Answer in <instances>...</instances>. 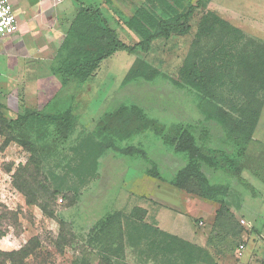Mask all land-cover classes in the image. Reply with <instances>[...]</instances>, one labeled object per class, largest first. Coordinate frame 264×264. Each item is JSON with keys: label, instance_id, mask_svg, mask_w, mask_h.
<instances>
[{"label": "rangeland", "instance_id": "obj_1", "mask_svg": "<svg viewBox=\"0 0 264 264\" xmlns=\"http://www.w3.org/2000/svg\"><path fill=\"white\" fill-rule=\"evenodd\" d=\"M79 1L98 5L129 45L141 36L124 20L152 8ZM187 23L146 52L116 51L83 84L61 86L54 50L39 91H0V264L263 263L264 74L254 61L264 0H201ZM247 103L260 110L249 138L236 129ZM69 104L70 123L15 120L26 110L63 115ZM211 151L222 152L210 158L217 167L204 158ZM191 160L198 167L179 180ZM200 182L209 197L196 194ZM114 214L121 240L103 233Z\"/></svg>", "mask_w": 264, "mask_h": 264}, {"label": "trees", "instance_id": "obj_2", "mask_svg": "<svg viewBox=\"0 0 264 264\" xmlns=\"http://www.w3.org/2000/svg\"><path fill=\"white\" fill-rule=\"evenodd\" d=\"M185 1L187 0H147L152 7L150 10L141 8L130 18L124 20L127 27L141 36L140 41L129 45L124 43L118 37L116 31L110 27L98 5L85 6L81 1L76 0L78 3L77 10L70 20L62 42L56 50L50 72L59 78L61 86L64 89H69L70 86L83 84L93 77L101 61L110 57L116 51L123 50L128 54H132L138 50L146 52L150 48V42L154 39L168 38L173 33H186L190 27L187 22L194 11L201 7V0H196L185 11L176 12L173 7L180 6ZM155 6L158 7L159 12L174 13V15L172 17H163L160 13H156ZM262 45V52L257 55L258 57L254 61L255 69L259 74H264V40ZM72 94L71 97H77L78 95L77 93ZM58 95H61V92H57L53 95V98L58 97ZM244 106L242 114L247 115L248 119L241 120L237 124L236 129L240 133L245 131L246 138H249L259 119L260 110H253L248 103ZM75 117L76 115L72 112V106L69 104L66 113L63 115L42 112L40 110H26L23 114H17L15 120L21 122L28 119H39L51 123L64 124L70 123ZM208 155L210 156L208 158L204 156L205 160L211 163V167H217L218 162H212L210 158L220 157L222 152L211 151ZM197 167V160H191V162L185 165L183 170L177 173L176 177L179 180L186 181L190 179L191 174ZM177 185L185 188L183 185L178 184V182ZM200 190V192H196L198 196L209 197L211 195L206 190H203L202 182H200ZM216 191L212 187V192L216 193L215 195H217ZM101 225L104 234L110 233L112 237L119 240L122 239L123 230L120 214H114L112 218L106 217L105 222ZM114 226L115 230L111 231L110 229ZM109 264H113L111 260H109Z\"/></svg>", "mask_w": 264, "mask_h": 264}, {"label": "crops", "instance_id": "obj_3", "mask_svg": "<svg viewBox=\"0 0 264 264\" xmlns=\"http://www.w3.org/2000/svg\"><path fill=\"white\" fill-rule=\"evenodd\" d=\"M9 1L18 26L14 33L0 35V91H16L19 86L25 91H39L41 82L46 81L42 78L48 76L42 67L46 66L49 51L56 52L78 3Z\"/></svg>", "mask_w": 264, "mask_h": 264}, {"label": "built area", "instance_id": "obj_4", "mask_svg": "<svg viewBox=\"0 0 264 264\" xmlns=\"http://www.w3.org/2000/svg\"><path fill=\"white\" fill-rule=\"evenodd\" d=\"M17 19L13 11L12 4L9 0H0V35H9L16 31L17 29ZM242 224H246L251 228V223L249 221L241 220ZM245 248V245L240 243L237 248V252L240 254ZM264 264V261L263 263Z\"/></svg>", "mask_w": 264, "mask_h": 264}]
</instances>
